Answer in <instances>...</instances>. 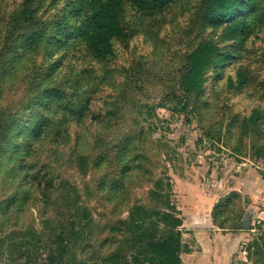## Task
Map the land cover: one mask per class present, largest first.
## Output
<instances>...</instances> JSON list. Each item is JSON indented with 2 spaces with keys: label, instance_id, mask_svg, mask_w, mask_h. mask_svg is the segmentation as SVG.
<instances>
[{
  "label": "rangeland",
  "instance_id": "374dc122",
  "mask_svg": "<svg viewBox=\"0 0 264 264\" xmlns=\"http://www.w3.org/2000/svg\"><path fill=\"white\" fill-rule=\"evenodd\" d=\"M22 1L0 0V44L6 18L19 10ZM259 2L260 9L250 17L252 35L241 59L227 66L223 78H211L200 107L192 109L190 104L185 112L175 110L184 97L180 88L183 52L205 36L218 35L202 25L199 12L204 8L203 0H183L157 13L126 7V21L134 38L115 44L117 65H95L97 74H92L129 67V63L143 59L148 75L142 79L144 90L128 88L125 92L135 98L133 103L151 106L152 116L146 119L128 102L119 119L105 127L60 123L31 157L24 154L12 158L3 153L0 264H39L45 257L42 255L38 262L27 245L29 238L47 225L58 229L68 222L72 213L65 211V191L54 190L50 200L42 195L49 178L56 185L60 180L75 185L89 214L83 223L85 235L72 244L62 264H100L121 238L108 231L110 225L126 218L134 204L157 206L151 192L158 180L164 183L163 196L170 198L176 215L183 219V264H252L253 243L264 232V157L257 153L264 147V119L256 125L249 122L254 109L264 110V0ZM54 5L50 14L57 12L62 2ZM148 38L157 40L156 52ZM74 61L84 67V62ZM240 65L247 69L251 81L244 89H230L227 78L235 76ZM29 80L28 75L1 84L5 113L15 111L24 94L20 86L26 88ZM125 130L137 135L132 136L127 153L131 169L121 177L118 150L112 146L122 139L119 132ZM20 158L27 161L25 170L19 169ZM43 168L48 172L42 173ZM103 179L105 190L100 191ZM112 183L118 198L108 191ZM12 196L15 202L9 201ZM246 217L251 228L234 230ZM195 224H208V228H195Z\"/></svg>",
  "mask_w": 264,
  "mask_h": 264
},
{
  "label": "trees",
  "instance_id": "16d2710c",
  "mask_svg": "<svg viewBox=\"0 0 264 264\" xmlns=\"http://www.w3.org/2000/svg\"><path fill=\"white\" fill-rule=\"evenodd\" d=\"M182 1L23 0L19 10H13L6 18V29L1 31L4 41L0 44V158L3 153H9L12 158L24 154L31 157L37 152V147H42L51 137L48 135L54 126L60 123L74 126L90 123L105 127L108 122L119 119L128 102L138 107L146 119L152 116L151 106L133 103L135 98L125 92L128 88L144 90L142 79L148 75L143 59L129 63V67L106 68L96 76L92 74H97L93 68L98 64L103 67L111 66L110 63L117 65L114 63L115 44L119 41L128 43L134 38L130 22L126 21L127 6L142 13H157ZM259 1L203 0L204 8L199 12L202 25L211 34L218 35L216 38L205 36L183 52L180 88L184 97L178 102L176 111L185 112L190 104L192 109L200 107L210 79L223 78L227 66L241 59L252 35L250 17L260 9ZM58 2H62V6L50 14V9ZM148 39L156 52L159 49L157 40ZM74 58L84 62V67H80ZM28 75L27 87L20 86L24 87L21 89L23 98L14 112L5 113L1 105V84ZM249 75L247 69L240 65L235 76H228L226 86L244 89L251 81ZM262 119L264 110L257 108L249 122L256 125ZM136 135L127 130L119 132L122 139L112 146L118 150L121 177L131 169L132 162L127 160V153L133 144L132 136ZM257 153L264 157V147L257 149ZM26 162L20 158V170H25ZM44 170L48 172L43 168L42 173ZM32 177L36 178V175ZM103 181L99 184L100 191L105 190L106 180ZM118 181L114 180L116 184ZM115 183L109 186L108 191L110 194L115 192L111 197L118 198ZM163 184L160 180L153 183L151 193L157 198V206L134 204L126 218L110 225L108 231L121 238L113 252L103 257L100 264H183L180 229L183 219L176 215V207L170 198L163 196ZM54 190L65 191V211L72 214L68 222L60 224V228L53 229L47 225L45 230L29 238L27 245L31 246L38 262L42 255L45 257L39 264H62L70 254L72 244L78 243L85 235L83 223L89 219L75 185L66 180H60L56 185L55 180L49 178L42 195L50 200ZM16 200L13 196L9 199L10 202ZM250 258L252 264H264V232L253 243Z\"/></svg>",
  "mask_w": 264,
  "mask_h": 264
},
{
  "label": "water",
  "instance_id": "95a60500",
  "mask_svg": "<svg viewBox=\"0 0 264 264\" xmlns=\"http://www.w3.org/2000/svg\"><path fill=\"white\" fill-rule=\"evenodd\" d=\"M195 228H208V224H195ZM251 228L250 220L248 217L244 218L243 221L234 226V230H247Z\"/></svg>",
  "mask_w": 264,
  "mask_h": 264
}]
</instances>
